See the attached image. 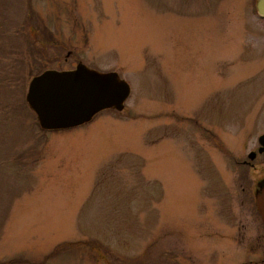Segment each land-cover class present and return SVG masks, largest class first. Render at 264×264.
Returning <instances> with one entry per match:
<instances>
[{
    "label": "rangeland",
    "instance_id": "obj_1",
    "mask_svg": "<svg viewBox=\"0 0 264 264\" xmlns=\"http://www.w3.org/2000/svg\"><path fill=\"white\" fill-rule=\"evenodd\" d=\"M256 1L0 0V264H264ZM80 62L124 110L42 129L30 81Z\"/></svg>",
    "mask_w": 264,
    "mask_h": 264
},
{
    "label": "water",
    "instance_id": "obj_2",
    "mask_svg": "<svg viewBox=\"0 0 264 264\" xmlns=\"http://www.w3.org/2000/svg\"><path fill=\"white\" fill-rule=\"evenodd\" d=\"M256 7L264 17V0H257ZM130 94V84L118 72H101L80 62L74 69H47L34 76L26 99L42 129L62 130L81 126L104 109L124 110ZM259 142L262 152L264 134ZM256 206L264 223V184L256 195Z\"/></svg>",
    "mask_w": 264,
    "mask_h": 264
},
{
    "label": "flooded vegetation",
    "instance_id": "obj_3",
    "mask_svg": "<svg viewBox=\"0 0 264 264\" xmlns=\"http://www.w3.org/2000/svg\"><path fill=\"white\" fill-rule=\"evenodd\" d=\"M259 144H260V142H259ZM260 147H261V144H260V146H259V148H258V151H259V149H260ZM253 152H257V151H255V150H252L250 153H253ZM250 153L248 154V155H250ZM257 157V156H256ZM255 159V158H254ZM237 162V164H244V165H249L250 167H251V169H254V167H256V165L255 164H252V163H250L247 159H242V160H237L236 161ZM255 170V169H254ZM264 184V176L262 177V178H260V180H259V182H258V185H259V187H260V190L258 191V190H256V195L259 193V192H261V186Z\"/></svg>",
    "mask_w": 264,
    "mask_h": 264
},
{
    "label": "trees",
    "instance_id": "obj_4",
    "mask_svg": "<svg viewBox=\"0 0 264 264\" xmlns=\"http://www.w3.org/2000/svg\"><path fill=\"white\" fill-rule=\"evenodd\" d=\"M58 249H60V247ZM55 250H57V249H55Z\"/></svg>",
    "mask_w": 264,
    "mask_h": 264
}]
</instances>
